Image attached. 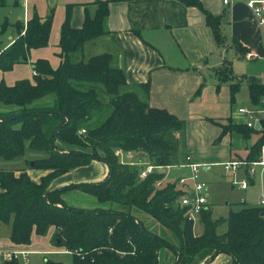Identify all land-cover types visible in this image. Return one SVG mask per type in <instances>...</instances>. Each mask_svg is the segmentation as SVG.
I'll return each mask as SVG.
<instances>
[{
  "label": "trees",
  "instance_id": "obj_1",
  "mask_svg": "<svg viewBox=\"0 0 264 264\" xmlns=\"http://www.w3.org/2000/svg\"><path fill=\"white\" fill-rule=\"evenodd\" d=\"M179 1L200 9L217 44H225L220 16L207 11L200 0ZM95 3V14L87 13L81 28H74L67 16L58 44L61 61L57 68L47 59H37L32 62L33 80L22 79L13 86L0 83V161L14 163L30 153L48 154L28 161V170L47 172L38 182L25 169L0 168V225L10 224L11 241L22 246L30 245L34 234L45 237L53 230L52 245L69 251L72 264H160L166 248L176 254L175 264H191L205 249L213 250V256L204 264H212L221 253L230 255L233 264H264L263 209L243 207L230 210L227 217L213 219L208 208L199 215L203 231L196 234L189 209L180 203L185 191L176 180L166 179L160 169L141 178L142 165L120 162L118 150L139 154L156 167L180 165L178 135L185 130L186 122L166 109L151 107L135 92H124L125 73L112 64L111 54L85 59V43L107 33L108 2ZM52 21L50 13L45 19L34 16L25 26L18 22V38L0 50V71H11L27 61L31 50L48 46ZM215 74L220 82L230 84L234 98L242 81L234 75L230 62L217 68ZM140 86L148 96L149 82ZM247 86L251 103L258 105L264 98V83L250 77ZM102 94L110 102H103ZM221 128L222 135L236 131L250 138L257 134L247 161L259 159L264 121L260 130L230 122ZM82 129L86 130L83 135ZM59 142L70 148L61 147ZM93 161L109 167L103 181L52 188L56 178ZM71 190L87 192L100 202L126 209L67 205L62 195ZM133 208L157 221L177 238L178 244L154 232L132 213ZM222 227L226 229L221 231ZM3 264L22 261L4 260ZM46 264L62 263L46 259Z\"/></svg>",
  "mask_w": 264,
  "mask_h": 264
},
{
  "label": "crops",
  "instance_id": "obj_2",
  "mask_svg": "<svg viewBox=\"0 0 264 264\" xmlns=\"http://www.w3.org/2000/svg\"><path fill=\"white\" fill-rule=\"evenodd\" d=\"M97 1L100 0H27L26 2L25 0H0V5L10 8L11 14L16 9L23 10V18L21 14L17 18H20L19 22H22L24 26L34 16L45 19L50 13L53 14L50 40L55 42L58 67L61 61L58 54L60 52L58 44L61 29L67 16L69 15L71 25L74 28H81L87 13L91 16L95 14L97 8L95 2ZM101 1L108 2L109 14L105 21L107 33L85 43L84 57L86 52L92 56L101 53L111 54L112 64L125 73L127 85L124 87V92H135L140 99L146 100L151 107L168 110L179 119L184 120L186 126L187 122H193L195 118L199 117L197 105L203 101V90L209 87V84H217L220 90L219 78L215 74V70L222 67L226 61L230 62L232 70L236 69L238 65L236 62L241 60L251 62L247 64L249 69H246L251 73L250 77L257 78L264 83L262 78L255 75L264 72V22L261 24L254 10L248 6L249 0H231L228 5L224 4V0H200L207 11L221 17V30L225 37L223 46L217 44L212 29L206 23L204 13L197 7L184 5L179 0ZM262 16L264 18V4ZM18 36V33L16 36L12 34L11 41L4 49L10 47ZM41 49L31 50L26 61V63H31V67L32 62L37 59L46 57L49 61V57L40 52ZM251 53L256 56L248 59L247 55ZM51 62L54 63V61ZM52 63H50L51 66L57 68ZM20 64L22 63L16 64L13 69ZM0 72L4 77L5 72ZM211 73L215 75L214 79L210 78L207 83V75ZM236 77L242 81L241 87L246 85L248 88L247 79L250 77L246 75L242 78ZM18 79L20 77L14 81L17 82ZM29 80H33V75ZM14 81L8 82L7 85L13 86ZM147 82H149L148 96L145 95L140 86ZM219 83L221 82L219 81ZM248 97L250 100V95ZM252 106L255 105L252 104ZM246 120L247 118L237 110L228 119L215 117L214 122L220 126H226L229 122L245 124ZM220 133H222V128ZM225 136L228 137V146L220 148V150L210 149V157L197 154L196 158H192L188 153L192 162L208 164L207 166H209L210 162L212 163L211 160L216 159L221 162L223 167L222 164L232 159H247L250 148L259 137L254 133L250 138H245L236 131L229 132ZM59 145L63 148H70V146L60 142ZM206 151L204 150V152ZM208 170L209 168L205 169V171ZM241 171L245 173V170ZM28 173L32 179L38 182L47 172L31 169L28 170ZM108 173L109 167L105 163L93 161L89 165L80 166L56 178L52 183V188H59L71 183L100 182L107 177ZM256 173L257 167L254 175L245 174L249 184L254 182ZM189 175L190 170L185 165L173 166L167 168L166 171V179L168 180L177 181L179 178ZM74 191L81 192L85 196L89 195L99 202L98 206L95 204L96 207L82 209H126V207L113 205L110 202H100L95 196L81 190H71L62 195L67 205H70L68 204V194ZM85 199L88 202L91 200V198ZM262 199L260 206L264 207ZM242 203L245 204L246 201ZM209 208L212 211V218L217 219L213 217L211 204ZM132 213L138 219L144 220L146 223L149 222L148 225L152 227L154 232L161 229L157 221L141 210L133 208ZM10 234L11 225L8 231L0 237V260H3L7 253L19 251L27 252L25 258L28 260V264H31L32 256L36 255L48 257L50 254H71L62 249L43 248V237L35 234L30 245H16L11 241ZM169 240L178 244L175 237L169 238ZM163 253L160 264L164 258L171 262L172 257L169 253ZM212 255L213 250L205 249L195 257L191 264H204ZM19 259L23 264L24 257L20 256ZM44 261L46 262V259ZM212 264H233V258L228 254L221 253L215 257Z\"/></svg>",
  "mask_w": 264,
  "mask_h": 264
},
{
  "label": "rangeland",
  "instance_id": "obj_3",
  "mask_svg": "<svg viewBox=\"0 0 264 264\" xmlns=\"http://www.w3.org/2000/svg\"><path fill=\"white\" fill-rule=\"evenodd\" d=\"M20 14L23 18V10L16 9L15 12L11 14L10 8L1 7L0 5V50L3 51L7 44L11 41L10 37L12 34L13 36L17 35L16 25L20 20V18H17V16H19ZM40 52L45 56L49 57L50 63H52L51 61H54V63H52L53 66L57 67L58 61L55 56V42L50 40L48 46L44 47V49L42 48ZM85 55L86 59L92 56L87 52ZM43 59L47 58L43 57ZM250 63L251 62L247 60H241L238 63L236 62V65L238 64L235 69L237 72L234 69L233 72L235 73V75L236 73L240 74H237L236 76H239L241 78L245 75L250 77L251 73L246 70L249 69L247 68V64ZM250 68H253V66H250ZM32 75L33 69L31 67V63L25 62L15 67V69L5 72L4 77L0 72V83L1 81H4L7 84L10 81H14L18 77H20V79H18L17 81L22 79H29L32 77ZM255 75H257L258 78H262L264 81V72ZM207 76L208 78L206 82L208 83L210 78L214 79L215 75L211 73ZM15 81L13 82V84L16 83ZM218 84L221 87L220 90L217 84H209V87H206L205 90H203V101L197 105V111L200 113L199 117L195 118V121L193 122H187L185 130H183L178 135V156L180 165L186 164V158L188 153L191 155L192 158H196L197 154L210 157V149L220 150V148H224L229 145V141L227 139L228 137L220 133L221 126L219 124H215V117H222L224 119H228L230 116H232V114H234L238 110L239 107H253L248 97L249 90L246 85H243L240 90L234 94L233 98V92L231 91L229 84L222 82L219 83V81ZM102 100L103 102H110L109 97H107L105 94H102ZM213 134H215V136H213ZM79 150L90 152V150L87 151V149ZM204 150L207 151L204 152ZM46 156H48L47 152H40L35 154L30 153L29 155H27L26 159H20L18 160V162L16 161L13 163L0 161V168H12L16 170L25 169L28 171L29 160ZM122 158H124V156ZM123 160L126 161V159ZM211 161L212 163L210 162L209 166H207L208 164L200 165H202L201 179L206 183L205 193L207 194L208 201L211 204L213 210V217H227L229 215L230 210H238L242 209L243 207H258L264 209L262 205L260 206L261 199L264 198V168L262 166L257 167V173L254 182L249 184L247 190L242 191L238 186H235L233 184V180H246V176L243 171H239L235 175H233L229 172H226L221 166V162H219L218 160L212 159ZM103 166L106 167L105 165ZM207 168H209V170L205 171V169ZM82 194L83 193L77 191L70 192L68 194V204L80 208L96 207L99 205V202L95 198L89 195L85 196ZM85 198H91V200L88 202L85 201L87 200ZM244 201H246L245 204L242 203ZM9 226L10 224L7 223H2L0 225V237L2 236V234L8 231ZM150 228L152 229V227ZM160 228L161 229H158L157 232H155L160 234L161 236L168 237L167 239L174 238V236L165 228H163L162 226ZM220 229L221 231H224L226 228L222 227ZM194 231L196 234L202 233L203 225L200 224L199 221L195 223ZM52 235L53 230H50V232L45 237H43V248L62 249L56 248L52 245ZM163 252H168L169 255L172 257V260L170 262L168 259L164 258L162 264H175L176 254L173 252V250L166 248L163 249L162 253ZM45 259L54 262H59L62 264H72L73 256L71 254H50L48 257L36 255L32 256L31 264H46V262L44 261Z\"/></svg>",
  "mask_w": 264,
  "mask_h": 264
},
{
  "label": "built area",
  "instance_id": "obj_4",
  "mask_svg": "<svg viewBox=\"0 0 264 264\" xmlns=\"http://www.w3.org/2000/svg\"><path fill=\"white\" fill-rule=\"evenodd\" d=\"M27 0H25L26 2ZM231 0H224V4L228 5ZM264 0H249L248 6L252 8L255 12V15L259 19L260 23L264 22V18L262 16ZM255 54H248V59L255 57ZM238 112L243 114L246 120V126L249 128H255L256 123L260 124L264 121V98L261 99L258 105L253 106L252 108H244L240 107ZM86 130L82 129L80 134H85ZM116 155L119 156L121 163L128 164L131 166L142 165L143 168L140 172L141 178H145L148 174L152 173L156 169H160L161 167L153 166L150 163L144 161V159L134 152H123L116 151ZM124 156V158H122ZM123 159H126L124 161ZM145 165V167H144ZM223 168L226 172H231L235 175L237 172L241 170H245L246 175H254L256 172V167L262 166L264 167V146H262L260 157L257 161L249 162L247 159H232L224 164ZM185 166L190 170V175L186 177H181L177 180V185L183 191H185L184 196L180 199V203L182 206L187 207L189 209L188 217L194 223H197L199 220V215L203 210L209 208L210 203L208 201V196L205 193L206 191V183L201 179L202 174V165L196 164L192 162L190 155L186 158ZM161 181L157 182L156 185H161ZM233 184L238 186L240 189H247L249 186L248 177L246 180L239 181L233 180ZM262 204L264 205V198L262 199ZM27 252H10L4 255L3 260H0V264H3L4 260H12L19 259L20 256L24 257L23 264H28V260L25 258Z\"/></svg>",
  "mask_w": 264,
  "mask_h": 264
},
{
  "label": "water",
  "instance_id": "obj_5",
  "mask_svg": "<svg viewBox=\"0 0 264 264\" xmlns=\"http://www.w3.org/2000/svg\"><path fill=\"white\" fill-rule=\"evenodd\" d=\"M126 107L129 108L130 107V103H128ZM259 128H260V124L257 122L256 125H255V129L259 130ZM31 165L34 166V162H32ZM166 171H167V168H165V167H161L160 168V172L161 173H166Z\"/></svg>",
  "mask_w": 264,
  "mask_h": 264
}]
</instances>
